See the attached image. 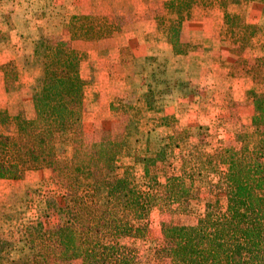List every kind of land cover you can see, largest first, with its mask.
<instances>
[{
  "label": "trees",
  "instance_id": "16d2710c",
  "mask_svg": "<svg viewBox=\"0 0 264 264\" xmlns=\"http://www.w3.org/2000/svg\"><path fill=\"white\" fill-rule=\"evenodd\" d=\"M250 1L202 0L223 12L240 51L252 34L244 19L226 8ZM188 6L187 0L170 3L177 12ZM105 24L91 16H72L67 36L46 33L33 43V62L43 71L41 91L33 100L34 120L27 121L21 107L0 106V180L22 181L33 171L47 170L63 201L57 206L54 196L46 198L47 208L63 220L49 228L37 221L25 230L27 252L18 258L0 241V264H138L134 241L146 238L152 211L177 203L181 214L188 215L191 192L201 183L208 188L202 217L194 226L162 230L168 247L160 252L166 264H264V56L251 67L254 82L261 86L253 94L252 130L236 133L232 149L201 141L188 162L168 170L176 159L178 133L172 131L154 153L134 152V164L143 166L138 182L134 165L123 162L132 152L129 135L109 131L92 138L83 127L90 84L79 75L77 56L93 30ZM180 27L173 19L168 29L176 54L182 53ZM0 71L6 90L18 91L11 85L18 81L14 63L0 65ZM58 137L69 151L63 164L56 153ZM213 218L220 228L207 233Z\"/></svg>",
  "mask_w": 264,
  "mask_h": 264
},
{
  "label": "crops",
  "instance_id": "0c3cea01",
  "mask_svg": "<svg viewBox=\"0 0 264 264\" xmlns=\"http://www.w3.org/2000/svg\"><path fill=\"white\" fill-rule=\"evenodd\" d=\"M54 1L62 5L65 0ZM172 1L76 0V6L67 13L59 9L52 13L51 0L40 4L39 9L33 6L37 3L33 0H14L6 6L1 3L0 65L14 63L19 90L8 92L0 72V106L14 109L17 105L27 121L34 120L33 100L41 91L43 71L33 63V43L43 38L47 28L52 35L67 36L72 16H91L106 23L93 30L91 41L77 56L79 75L90 84V99L84 110L86 118L90 115V121L95 123L93 132L123 131L130 137L132 123L144 121L151 114L178 117L180 110L188 107L193 109L182 114L180 129H188L189 125L203 128L222 106V99L231 98L227 93L230 84L246 81L230 77L229 69L239 71L242 63L251 67L256 58L264 55V0L226 8L228 13L242 17L251 31L244 48L250 53L248 58L236 50L235 31L224 24L222 11L204 5L202 0H187L188 9L177 12L170 8ZM173 18L181 23L178 41L185 49L181 54L174 53L168 42L169 21ZM216 83L225 88L215 87ZM232 91L236 108L242 109L245 91L235 87ZM226 104L231 114L233 103ZM249 107L252 110L251 104ZM207 116L210 118L205 119ZM163 128V124L156 126V130ZM153 130H143L146 139H152ZM126 159L134 165L133 155ZM35 177L37 174L31 172L25 181L15 182L16 187L21 184L17 193L28 189ZM3 182L6 181L0 180Z\"/></svg>",
  "mask_w": 264,
  "mask_h": 264
},
{
  "label": "rangeland",
  "instance_id": "374dc122",
  "mask_svg": "<svg viewBox=\"0 0 264 264\" xmlns=\"http://www.w3.org/2000/svg\"><path fill=\"white\" fill-rule=\"evenodd\" d=\"M12 1L5 0L4 2H0V4L2 3V5L4 4L6 6ZM22 1L27 3V0ZM45 2L46 0H33V6L39 9L40 4L43 5L45 4ZM51 2H53L54 8L52 9V13L56 12V9L65 11L67 13L72 10V7L74 5L76 6V0H65L62 5L58 4L54 0H51ZM187 9L188 8H184L183 10ZM217 10L221 11L219 9ZM171 21L172 20H170L169 22ZM48 27L50 28V26ZM45 32L50 35L53 34L48 28ZM248 32L251 33V31ZM245 47L247 46H243V49L241 51L237 48L236 50L239 51V53H242L245 58H248V56H250V53L247 50H244ZM183 48L180 47L182 53L185 50ZM263 56L264 55L260 57ZM251 67L246 63H242L239 67V71L234 68L229 69L230 77L244 78L246 81L230 84V91L227 93L228 95L230 94L229 96L231 98L228 99L226 97L222 99V106L218 110H216V112H214V117H209L210 120L208 121V123H204V129H197L196 127H192L196 125H189L188 129H180V118L181 116H183L182 114H184L185 112L189 113V111L193 109L192 107L180 110L181 113L179 112L178 115L181 116L178 117L176 116V114L168 116L151 114L144 121L136 122L137 124L132 123L131 125L133 126V133L131 134L132 137H129L130 143H133L131 144V156L134 155V152L137 153L140 150H147L149 153H154L162 145V140L170 135L172 131L178 133L175 139L176 147L174 146L176 159L170 161L171 165L168 170H171L170 168L174 166H178L180 164V161L188 162L195 146H197L201 141L207 142L212 147H218L222 149L234 148L235 134L246 133L252 130L251 117L253 114V106L252 110L249 106L250 104L252 105L253 94L261 90V86L254 82L255 77L253 72L251 71ZM212 79L215 78L211 77V80ZM11 85L15 86L16 84L14 82H11ZM212 85L214 86V83H212ZM220 85L221 84L216 83L215 87H220L221 89L225 88V86ZM233 87H235L236 90H240L241 88V90L243 89L245 91L242 98H245L246 101L244 102L245 105L242 109L238 110L236 108V105L234 103V100L236 99H234L233 96L234 91H232L233 94L231 92ZM86 102H89V100H87ZM228 102L231 104L233 103L234 106L232 108L231 114H229V111L227 110L228 107H230V105L226 104ZM16 107L14 109H16ZM130 110L131 109H128V111ZM138 117H140V115ZM209 118L207 116V118L205 119ZM87 119L88 121H86ZM90 120V115L87 116V118L85 116L84 121L87 122V127L84 129V131L87 135L92 137L99 133H95V131L93 132V130L96 129L94 127L95 123L93 124V122H91ZM158 124H163L164 128L156 130V126ZM148 127L155 128V130H153L151 134L152 139L145 138L143 130ZM262 127L264 130V120L262 122ZM149 133L150 132L148 131V134ZM141 134L144 135L141 137ZM185 142L186 144L184 145ZM64 144L65 142L62 137H58L56 139V153L58 156V162L60 164H63V162L66 161L69 155V151ZM123 162L124 164L129 165V163H131L132 161L124 159ZM134 171L136 180L138 182H141L143 179L142 164H134ZM34 172L38 177H35L33 183L28 185V189L23 192L21 191V193H17V189L21 186V184L17 185V188L16 186H14L15 182L13 181L0 183V241L8 244L7 251L10 253V256L12 258H18L20 255L27 252V248L24 244V239L26 237L23 233L31 225L35 224V222L41 221L46 228H49L63 220V217L61 215H55L54 211L50 208H47L46 204V198H48L49 196H54V199L58 204L57 206H62L63 201L60 199V194L62 193V191L59 188V184L49 181L50 172L47 170H44L43 172L33 171L32 173ZM26 179H28V176L22 181H25ZM206 198H208V188L206 184L201 183L198 184L196 188L191 192L192 201L190 203V213L188 215L181 214L182 208L177 203H171L170 205L163 203L156 209H154L149 217L148 234L146 238L144 240L134 241V246L137 248L138 264H166L165 259L162 257L163 254L161 255V253L163 252H160V250L168 247V243L166 244L162 235V230H164V228H169L170 226L175 225L194 226L197 220L203 215V205ZM48 214L53 216L48 218ZM214 220L216 221V218L209 219V226L211 225V223H213L214 226L208 227L210 229L207 228V233H212L215 228H220L218 224H215ZM67 264H80V262L73 261Z\"/></svg>",
  "mask_w": 264,
  "mask_h": 264
}]
</instances>
